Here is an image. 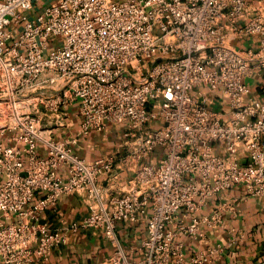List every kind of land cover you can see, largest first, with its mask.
<instances>
[{
	"label": "built area",
	"instance_id": "1",
	"mask_svg": "<svg viewBox=\"0 0 264 264\" xmlns=\"http://www.w3.org/2000/svg\"><path fill=\"white\" fill-rule=\"evenodd\" d=\"M44 2L0 0V134H14L0 140V264L47 261L79 230L110 243L103 264H210L221 246L187 252L183 239L205 244V229L221 225L219 212L199 210L236 184L264 197V99L242 83L264 74L263 17L239 24L246 0ZM248 36L258 50L231 45ZM206 91L219 95L218 110ZM73 108L78 129L55 140ZM111 126L121 128V154L73 152ZM115 167L131 174L111 194L98 178ZM72 193L88 212L80 222L41 221ZM119 222H142L146 236L124 244Z\"/></svg>",
	"mask_w": 264,
	"mask_h": 264
},
{
	"label": "crops",
	"instance_id": "2",
	"mask_svg": "<svg viewBox=\"0 0 264 264\" xmlns=\"http://www.w3.org/2000/svg\"><path fill=\"white\" fill-rule=\"evenodd\" d=\"M246 9L243 18L238 23L261 15L264 19V8L256 0H246ZM236 49L245 51L259 49V37L248 36L231 41ZM256 100L264 99V74L255 73L242 81ZM207 92L211 100V107L218 110L222 106L218 94ZM220 101V105H219ZM75 109H71L66 126H55L52 136L55 140H63L66 136L74 134L78 129V120L73 118ZM119 126H111L107 136L92 133L81 138L73 146V152L85 161H91L99 156H108L113 152L121 154L124 150ZM11 132L0 134L3 143L9 142ZM216 152L223 154V148L215 145ZM37 153L44 156L46 150L39 144ZM159 150L152 153L146 162H156L159 158ZM242 162L245 161V153L240 151ZM63 170H61L62 173ZM130 172L115 167L109 174L100 176L99 183L111 194H118L124 188ZM213 212L221 214V225L216 229H205L206 242L198 244L195 240L184 238L187 252H195L205 249L206 246H221L222 251L214 257L210 264H264V197L255 198L245 191L242 184L233 185L228 190L210 198L199 210L198 216L210 215ZM87 209L83 199L72 193L61 196L55 208L46 209L41 215L44 221L52 228L66 230L72 222H80L86 215ZM118 235L123 243L128 246H137L140 240L146 236L144 224H129L119 222L117 224ZM112 246L96 231H67V243L54 248L49 259L41 262L33 259L28 264H103L111 254Z\"/></svg>",
	"mask_w": 264,
	"mask_h": 264
},
{
	"label": "rangeland",
	"instance_id": "3",
	"mask_svg": "<svg viewBox=\"0 0 264 264\" xmlns=\"http://www.w3.org/2000/svg\"><path fill=\"white\" fill-rule=\"evenodd\" d=\"M49 1H51V0H45V2H44V3L46 4V3H48Z\"/></svg>",
	"mask_w": 264,
	"mask_h": 264
}]
</instances>
